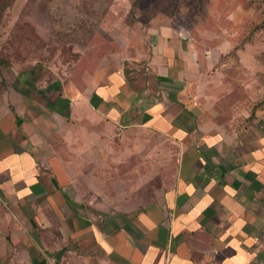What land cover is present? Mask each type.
Here are the masks:
<instances>
[{"label":"crops","instance_id":"0c3cea01","mask_svg":"<svg viewBox=\"0 0 264 264\" xmlns=\"http://www.w3.org/2000/svg\"><path fill=\"white\" fill-rule=\"evenodd\" d=\"M145 36L132 69L84 79L66 115L2 72L0 193L18 216L0 215V264L4 241L32 253L34 230L94 264H264L263 84L232 91L230 59L166 19Z\"/></svg>","mask_w":264,"mask_h":264},{"label":"rangeland","instance_id":"374dc122","mask_svg":"<svg viewBox=\"0 0 264 264\" xmlns=\"http://www.w3.org/2000/svg\"><path fill=\"white\" fill-rule=\"evenodd\" d=\"M153 19H166L187 31L194 48L205 57L209 50L214 58L220 52V63L230 59L235 66L231 72L232 91L240 93L244 81L257 90L261 82L264 88V0H15L0 16V56L12 67L5 72V79L13 89L24 91L30 103L42 99L37 91L49 97L59 95L63 115L68 107L65 97L78 92L84 79L104 68L132 69L133 58L145 49V35ZM35 64L43 69L31 87L24 82ZM249 64L253 69L243 71ZM140 65L139 70L135 69L137 73L145 71ZM29 110L34 112L35 108ZM0 215L11 223L12 217L18 216L1 193ZM11 231L8 226L0 237ZM40 232L34 230L30 235L38 247L29 248L32 253L20 241L13 246L3 240L6 255L1 264H35L33 260L23 262L27 252L33 258L43 253L49 258L46 264H94L88 254L94 256L95 252L89 249L86 256L83 243L74 251L68 246L66 233L56 240L50 232ZM36 235L43 237L42 245ZM87 245L92 247L90 242ZM13 252L17 258L11 256Z\"/></svg>","mask_w":264,"mask_h":264},{"label":"trees","instance_id":"16d2710c","mask_svg":"<svg viewBox=\"0 0 264 264\" xmlns=\"http://www.w3.org/2000/svg\"><path fill=\"white\" fill-rule=\"evenodd\" d=\"M14 1L15 0H0V16L13 4ZM8 69H12L11 65L5 59H3L0 56V76H2V72H6V71H8ZM42 69L43 68L41 67V65L35 64L34 67L26 73L27 79H25V82L27 81L28 82L27 84L32 87V85H34V82L38 80V77L36 78V74L38 73V71H40ZM16 75H18V74H16ZM16 77H17L16 80H19V75ZM25 82H24V84H25ZM37 93L39 94V96L42 99H44L46 101V103L49 107L55 106L57 104V102H59V98H60L59 95L56 97H53V99H48L50 97L47 96L44 91H37ZM6 239H7V241H9L8 237H6Z\"/></svg>","mask_w":264,"mask_h":264},{"label":"built area","instance_id":"2783aa9c","mask_svg":"<svg viewBox=\"0 0 264 264\" xmlns=\"http://www.w3.org/2000/svg\"><path fill=\"white\" fill-rule=\"evenodd\" d=\"M210 264H223V263H218V262H212Z\"/></svg>","mask_w":264,"mask_h":264}]
</instances>
